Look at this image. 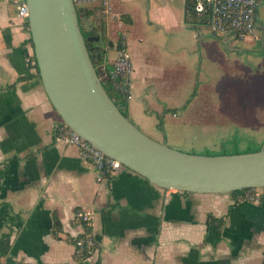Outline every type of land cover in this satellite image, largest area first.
I'll list each match as a JSON object with an SVG mask.
<instances>
[{
    "label": "crops",
    "instance_id": "1",
    "mask_svg": "<svg viewBox=\"0 0 264 264\" xmlns=\"http://www.w3.org/2000/svg\"><path fill=\"white\" fill-rule=\"evenodd\" d=\"M18 1L0 0V264H264V189L257 203L234 204L229 194L162 190L125 168L96 181L78 149L56 135L62 122L28 63ZM88 1L83 22L108 42L98 68L111 69L120 43L132 52L125 110L144 130L186 112L195 66L232 71L223 55L237 41L199 25L187 10L192 0ZM255 36L244 49L263 41ZM81 210L92 212L88 228L75 220ZM208 215L222 225L208 224ZM84 233L96 249L76 258L73 242Z\"/></svg>",
    "mask_w": 264,
    "mask_h": 264
},
{
    "label": "water",
    "instance_id": "2",
    "mask_svg": "<svg viewBox=\"0 0 264 264\" xmlns=\"http://www.w3.org/2000/svg\"><path fill=\"white\" fill-rule=\"evenodd\" d=\"M25 2L41 86L70 132L162 190L225 195L264 189V145L254 153L203 156L151 140L121 114L104 90L90 61L74 1Z\"/></svg>",
    "mask_w": 264,
    "mask_h": 264
},
{
    "label": "rangeland",
    "instance_id": "3",
    "mask_svg": "<svg viewBox=\"0 0 264 264\" xmlns=\"http://www.w3.org/2000/svg\"><path fill=\"white\" fill-rule=\"evenodd\" d=\"M258 23L253 36L260 33L262 38L263 8L259 10ZM81 26L84 30L91 28L90 25L86 28L84 22ZM262 40L249 49L237 42L236 49L224 51L223 59L232 63V71L224 68L205 71L203 67L204 72L198 73L200 68L195 66L193 69L197 74H192L191 81L193 101L186 104L185 113L178 117L167 114L164 121H155L157 127L153 130H144L129 121L151 140L186 154L201 155L224 148L229 151L235 146L240 150L263 146L264 37ZM129 52L132 57L130 49Z\"/></svg>",
    "mask_w": 264,
    "mask_h": 264
},
{
    "label": "built area",
    "instance_id": "4",
    "mask_svg": "<svg viewBox=\"0 0 264 264\" xmlns=\"http://www.w3.org/2000/svg\"><path fill=\"white\" fill-rule=\"evenodd\" d=\"M78 7H86L88 0H73ZM263 0H192V11L200 20L206 22V27L213 36H224L237 42H245L254 33L258 24V10ZM16 16L27 20L28 8L25 0L16 3ZM109 10L102 11L103 14ZM86 28L89 26L85 25ZM30 64V63H29ZM101 83H107L111 90L120 96L125 103L132 99V73L133 66L130 53L124 43H120L111 69L96 68ZM63 142L68 146H75L81 158L90 164L96 173V181L100 182L113 175L123 167L117 161L105 157L100 151L84 142L72 132L62 136ZM250 202L257 203L259 197L256 193H247ZM77 223L88 228L92 221V212L78 211L75 215ZM74 240L76 256H90L96 249L95 241L90 233Z\"/></svg>",
    "mask_w": 264,
    "mask_h": 264
},
{
    "label": "trees",
    "instance_id": "5",
    "mask_svg": "<svg viewBox=\"0 0 264 264\" xmlns=\"http://www.w3.org/2000/svg\"><path fill=\"white\" fill-rule=\"evenodd\" d=\"M192 1L190 2V4L188 3L187 6V10H191L192 12ZM76 13H77V18H78V22H79V26H80V30L82 33V36L85 40V44H86V48L90 57V61L92 63V65L94 66V68H98V66L103 63L104 60V54H105V50L104 48L108 45V42H105V39L102 37V35L98 32V30L94 29V28H90L88 30H84L83 27L81 26V22H83L84 20L88 19L91 15H92V10H89L85 7H77L76 6ZM199 25H206V22L204 20H199ZM32 45V43H31ZM30 64H32V68L35 70L36 76L37 78H39V74H38V70L35 64V60H34V56H31L28 60ZM102 85L104 87V90L106 91L107 95L109 96V98L112 100V102L118 107L119 111L121 112V114L127 118V114H126V103L124 102V100L116 95L110 88V86L107 83H103ZM66 132H69V130L64 127L63 125L60 126L57 130H56V135L58 136H63ZM262 147L261 145H258L256 147H247L244 150H240L237 146H235L233 149L227 151L224 149H221L218 152H206L204 154H201L203 156H225V155H236V154H246V153H254V152H258ZM192 155H197L196 153L192 152ZM257 190L255 189H250V190H243V191H236V192H232L229 194L230 197L233 198L234 200V204H238L241 201H248L246 197L247 193H256ZM207 222L209 223H216L218 225H222V220H218V219H214L211 215L207 216ZM59 222L57 220L54 221V229L55 231H59ZM74 243V242H73ZM83 256H76V258H83Z\"/></svg>",
    "mask_w": 264,
    "mask_h": 264
}]
</instances>
